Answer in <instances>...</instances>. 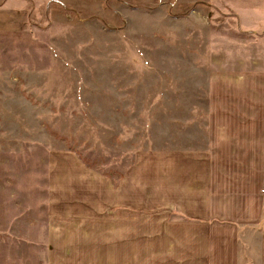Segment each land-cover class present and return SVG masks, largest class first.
I'll list each match as a JSON object with an SVG mask.
<instances>
[{"label": "rangeland", "instance_id": "1", "mask_svg": "<svg viewBox=\"0 0 264 264\" xmlns=\"http://www.w3.org/2000/svg\"><path fill=\"white\" fill-rule=\"evenodd\" d=\"M220 3L0 0V264L93 261L70 233L81 215L131 213L133 251L146 241L159 174L178 192L164 165L207 147L211 75L259 47ZM158 231L143 264H159Z\"/></svg>", "mask_w": 264, "mask_h": 264}, {"label": "crops", "instance_id": "2", "mask_svg": "<svg viewBox=\"0 0 264 264\" xmlns=\"http://www.w3.org/2000/svg\"><path fill=\"white\" fill-rule=\"evenodd\" d=\"M220 2L219 11L235 14L236 28L250 33L259 47L250 56L243 54L236 68L211 75L218 83L210 86L207 147L178 154L177 161L164 165L178 192L164 197L163 172L159 174V213L141 216L148 222L135 235L149 237L135 251L131 213L105 214L107 225L91 228L85 222L94 219L86 215L70 219L82 222L71 224L70 233L80 234L95 256L81 264H143V245L158 227L159 264H264V65L259 64L264 62V33L259 35L264 32V0ZM152 221H159L156 228ZM106 228L111 238L107 248L89 244L90 238L97 243L106 239ZM105 252L108 259L102 261Z\"/></svg>", "mask_w": 264, "mask_h": 264}]
</instances>
